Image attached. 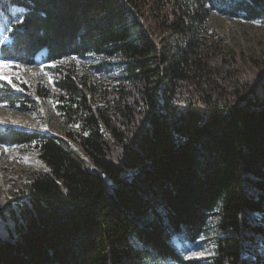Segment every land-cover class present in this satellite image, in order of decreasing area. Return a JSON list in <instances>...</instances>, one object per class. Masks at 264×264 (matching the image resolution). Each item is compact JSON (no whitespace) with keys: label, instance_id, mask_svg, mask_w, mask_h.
I'll return each mask as SVG.
<instances>
[{"label":"trees","instance_id":"1","mask_svg":"<svg viewBox=\"0 0 264 264\" xmlns=\"http://www.w3.org/2000/svg\"><path fill=\"white\" fill-rule=\"evenodd\" d=\"M1 9L12 24L1 56L31 65L45 48L55 95L68 97L83 132L0 126V143H34L46 166L2 191L0 264H202L176 240L195 243L209 228L207 264H264V58L221 40L202 50L213 12L264 21V0H0ZM89 54L113 58L123 85L102 90L60 63ZM13 85L0 80V103L49 94Z\"/></svg>","mask_w":264,"mask_h":264},{"label":"rangeland","instance_id":"2","mask_svg":"<svg viewBox=\"0 0 264 264\" xmlns=\"http://www.w3.org/2000/svg\"><path fill=\"white\" fill-rule=\"evenodd\" d=\"M6 17L4 10L1 9L0 44L9 38L12 28V24L7 21ZM208 28L209 31L205 34V47L202 48L204 52H206L207 43L217 42L215 44L217 45L221 40L220 44L226 45L244 59L250 55L264 58V21L262 19L213 12L208 20ZM213 31L220 36H215ZM153 38L157 41L161 40L158 35H154ZM44 55L45 52L40 51L36 55L35 63L28 65L20 61L6 59L0 53V59L14 61L21 66L19 69L5 73L12 76V82L17 88H20L23 83L27 85L43 84L49 92L48 95H37L34 101H28L25 105L17 103L15 106H10L0 103V126H3L1 124H10L18 128L36 129L57 135H64L69 131L82 133L81 117L78 114L73 117L63 107L66 101L70 102L68 97H65L66 101H63L55 95L59 92L55 84L53 70L56 63L46 61L43 58ZM113 60L110 57L89 54L81 58H66L60 63L70 66L79 77L87 75L91 83L103 90L119 88L124 83L121 68L111 65ZM94 99L97 101L96 104L104 106L105 99L99 93L95 95ZM161 101L164 102L163 99ZM75 107L76 104L73 103L72 109L74 110ZM77 151L79 152L78 149ZM81 155L86 159L85 155L82 153ZM44 167H46L45 163L34 143H0V196L2 191L4 195L7 192L10 193L17 183L26 181L30 171ZM2 218L3 216H1ZM215 236L214 229L209 228L195 243H183L177 239L176 245L182 248V253L186 258H201L204 259L202 264H207V261L216 253Z\"/></svg>","mask_w":264,"mask_h":264},{"label":"snow or ice","instance_id":"3","mask_svg":"<svg viewBox=\"0 0 264 264\" xmlns=\"http://www.w3.org/2000/svg\"><path fill=\"white\" fill-rule=\"evenodd\" d=\"M21 66L16 64L14 61L0 59V79L7 81L9 84L12 83V76L6 75V72L19 69ZM51 79V77H50ZM14 86V85H13Z\"/></svg>","mask_w":264,"mask_h":264}]
</instances>
